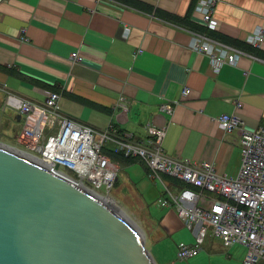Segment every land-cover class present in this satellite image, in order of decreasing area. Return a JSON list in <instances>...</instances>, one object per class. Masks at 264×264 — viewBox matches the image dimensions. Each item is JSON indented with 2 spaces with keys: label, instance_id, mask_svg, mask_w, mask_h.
Instances as JSON below:
<instances>
[{
  "label": "crops",
  "instance_id": "1",
  "mask_svg": "<svg viewBox=\"0 0 264 264\" xmlns=\"http://www.w3.org/2000/svg\"><path fill=\"white\" fill-rule=\"evenodd\" d=\"M204 1L0 0V129L5 137L21 142L22 116L11 95L44 103L49 91H58L61 111L84 124L116 126L137 140L155 125L165 129L163 147L170 155L210 161L219 173L236 175L242 164L241 131L226 132L218 118L236 114L245 130L264 127V42L248 41L264 26V0H216V28L198 8ZM196 39L242 53L236 64L217 71L208 54L194 49ZM186 88L190 93L184 95ZM113 145L111 158L119 167L140 164L158 183L141 157L115 153ZM129 181L150 219L147 248L152 253L161 241L177 237L175 256L182 260L179 245L193 244L199 226L187 227L160 198V214H153ZM245 256L244 246H227L211 235L187 260L245 264Z\"/></svg>",
  "mask_w": 264,
  "mask_h": 264
},
{
  "label": "built area",
  "instance_id": "2",
  "mask_svg": "<svg viewBox=\"0 0 264 264\" xmlns=\"http://www.w3.org/2000/svg\"><path fill=\"white\" fill-rule=\"evenodd\" d=\"M215 2L206 0L198 7L211 28L218 26ZM248 41L261 45L264 26L251 33ZM192 45L209 55L217 71L226 63L236 64L242 53L206 39H196ZM73 56L80 59L77 52ZM189 93V88L183 90L184 95ZM60 98L58 91H49L44 103L10 96L22 116L21 151L28 157L102 196L103 188L111 192L120 171L111 158L113 143V152L145 161L150 176L162 185V206L174 208L187 227L199 226L193 244L179 245L180 259L197 255L209 233L227 246H244L245 264H258L264 259V127L245 130L238 115L219 116L226 132L241 131L242 164L236 175H228L219 173L210 161L170 155L163 147V128L149 125L147 136L139 140L120 133L116 126L98 129L64 114ZM241 105L237 103V107ZM167 106L163 109H171Z\"/></svg>",
  "mask_w": 264,
  "mask_h": 264
},
{
  "label": "water",
  "instance_id": "3",
  "mask_svg": "<svg viewBox=\"0 0 264 264\" xmlns=\"http://www.w3.org/2000/svg\"><path fill=\"white\" fill-rule=\"evenodd\" d=\"M0 264H157L95 192L0 144Z\"/></svg>",
  "mask_w": 264,
  "mask_h": 264
},
{
  "label": "rangeland",
  "instance_id": "4",
  "mask_svg": "<svg viewBox=\"0 0 264 264\" xmlns=\"http://www.w3.org/2000/svg\"><path fill=\"white\" fill-rule=\"evenodd\" d=\"M6 134L0 129V144L20 151L25 154L23 150V143L16 142L15 139H9L5 137ZM28 156L27 154H25ZM137 170V173L136 171ZM129 176V177H128ZM129 179L136 183L141 190L145 203L150 207L153 214L156 212L160 214V205H158V199L162 195V185L160 182L156 183L146 174L145 169L140 164H134L129 166H120L118 179L115 182L111 192H107L104 188L100 191L105 199H111L112 205H115L120 209L122 216L130 222L134 230H136L139 236L146 239L148 230L151 227L150 219L147 209L141 199L140 194L136 188L130 183ZM104 192V193H103ZM104 200V199H103ZM108 202V201H106ZM109 203V202H108ZM211 233L207 236L209 239ZM179 238L169 237L165 241L159 243V247H154L152 254L158 260L160 264L169 262L170 264H188L190 260H179L175 256V247ZM160 248V249H159ZM161 250V251H160ZM163 254L165 257H163ZM175 261V263H173Z\"/></svg>",
  "mask_w": 264,
  "mask_h": 264
},
{
  "label": "bare ground",
  "instance_id": "5",
  "mask_svg": "<svg viewBox=\"0 0 264 264\" xmlns=\"http://www.w3.org/2000/svg\"><path fill=\"white\" fill-rule=\"evenodd\" d=\"M101 196V195H100ZM103 199H105L103 196H101ZM106 201H108V202H112V200L111 199H105ZM113 204V203H112ZM115 206V205H114Z\"/></svg>",
  "mask_w": 264,
  "mask_h": 264
}]
</instances>
